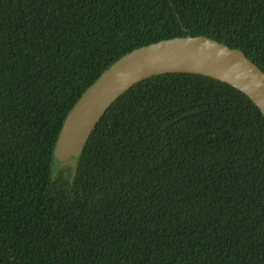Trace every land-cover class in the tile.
Wrapping results in <instances>:
<instances>
[{
    "label": "trees",
    "instance_id": "trees-1",
    "mask_svg": "<svg viewBox=\"0 0 264 264\" xmlns=\"http://www.w3.org/2000/svg\"><path fill=\"white\" fill-rule=\"evenodd\" d=\"M182 36L264 71V0H0V264H264V115L227 82L145 77L54 168L93 82Z\"/></svg>",
    "mask_w": 264,
    "mask_h": 264
},
{
    "label": "water",
    "instance_id": "water-1",
    "mask_svg": "<svg viewBox=\"0 0 264 264\" xmlns=\"http://www.w3.org/2000/svg\"><path fill=\"white\" fill-rule=\"evenodd\" d=\"M171 71L202 73L227 82L251 98L264 115V71L242 51L205 36L164 39L119 58L82 94L64 121L56 161L77 159L99 118L130 85Z\"/></svg>",
    "mask_w": 264,
    "mask_h": 264
},
{
    "label": "rangeland",
    "instance_id": "rangeland-1",
    "mask_svg": "<svg viewBox=\"0 0 264 264\" xmlns=\"http://www.w3.org/2000/svg\"><path fill=\"white\" fill-rule=\"evenodd\" d=\"M87 119H85L84 120V122L85 123H87ZM56 152H55V154H54V161H55V166H54V168L56 169V170H58V168L63 164V161H56L57 159H56Z\"/></svg>",
    "mask_w": 264,
    "mask_h": 264
}]
</instances>
